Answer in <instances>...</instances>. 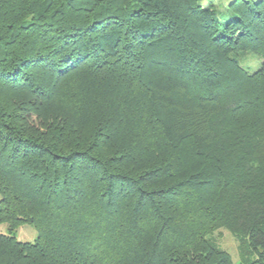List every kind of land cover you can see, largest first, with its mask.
<instances>
[{
	"label": "trees",
	"instance_id": "trees-1",
	"mask_svg": "<svg viewBox=\"0 0 264 264\" xmlns=\"http://www.w3.org/2000/svg\"><path fill=\"white\" fill-rule=\"evenodd\" d=\"M227 11L0 0V264H264V0Z\"/></svg>",
	"mask_w": 264,
	"mask_h": 264
},
{
	"label": "rangeland",
	"instance_id": "rangeland-1",
	"mask_svg": "<svg viewBox=\"0 0 264 264\" xmlns=\"http://www.w3.org/2000/svg\"><path fill=\"white\" fill-rule=\"evenodd\" d=\"M201 4L208 5L213 13L220 20L228 14L227 6L231 0H199ZM240 65L246 68L249 72H254L260 67L261 59L260 57L249 50H238L235 53ZM7 231L6 224H0V233H5ZM15 237L20 241H32L37 236L36 229L29 224L20 225L15 233ZM209 237L217 244L221 249L229 253L232 260L236 264H246L243 259H240V250L238 240L228 231L226 228H218L214 230ZM243 251L247 255H252L253 249L244 245Z\"/></svg>",
	"mask_w": 264,
	"mask_h": 264
}]
</instances>
